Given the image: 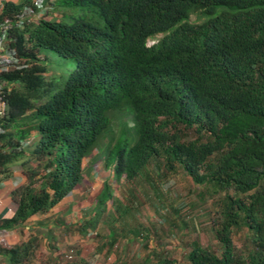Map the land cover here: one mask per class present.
<instances>
[{"label": "trees", "instance_id": "1", "mask_svg": "<svg viewBox=\"0 0 264 264\" xmlns=\"http://www.w3.org/2000/svg\"><path fill=\"white\" fill-rule=\"evenodd\" d=\"M46 3L59 18L13 30L11 47L29 67L2 76L15 85L0 120V184L10 179V166L19 163L20 170V183L8 193L13 210L0 214L4 263L22 264L34 243L5 246L8 231L49 212L75 189L109 114L126 108L131 133L105 159L112 160L116 182L160 162L211 195L222 194L216 250L191 242L186 263L264 264V0ZM21 8L4 2L0 22L14 20ZM193 12L204 20L186 21ZM41 50L71 60L72 70L45 77ZM109 199L103 182L81 234L97 227ZM241 228L247 246L235 251L231 235ZM116 236L109 228V247Z\"/></svg>", "mask_w": 264, "mask_h": 264}, {"label": "rangeland", "instance_id": "2", "mask_svg": "<svg viewBox=\"0 0 264 264\" xmlns=\"http://www.w3.org/2000/svg\"><path fill=\"white\" fill-rule=\"evenodd\" d=\"M49 14L48 21L59 18L57 12ZM202 20L198 12H193L186 21L197 24ZM153 40H147L145 45H151ZM39 54L47 59L49 71L45 77H65L72 70L73 62L69 59H60L44 50ZM108 119L104 136L82 161L81 179L67 196L68 204L60 203L40 218L33 215L9 230L5 246L34 238L32 253L22 264H187L185 254L191 242L216 250L214 228L222 194L211 195L181 170L167 172L160 162H151L146 174L116 182L111 175L112 160L105 159L116 141L125 137L124 132L131 133V114L124 108L111 112ZM193 137L189 132L187 139ZM18 164L10 166L8 179L10 184L16 180L15 186L20 183ZM103 182L108 185L111 199L106 202L97 227L81 234L82 221L89 216ZM6 191L0 190V212L5 209L9 216L14 206L9 200L3 203ZM124 208L128 209L125 215ZM109 228L118 234L111 247L106 238ZM247 237L243 228L232 233L235 251L246 248ZM0 264H5L1 257Z\"/></svg>", "mask_w": 264, "mask_h": 264}, {"label": "built area", "instance_id": "3", "mask_svg": "<svg viewBox=\"0 0 264 264\" xmlns=\"http://www.w3.org/2000/svg\"><path fill=\"white\" fill-rule=\"evenodd\" d=\"M0 0V9L4 2H12L14 5H22L20 12L14 20L0 22V120L5 117L7 111L6 95L15 85L14 82L3 79L2 76L20 71L29 67L27 62L17 57L11 44L14 42L13 30L23 28L25 22L46 20L49 14L46 0ZM3 132L0 126V134ZM29 141H24L22 146L28 145ZM16 181L13 182L15 186Z\"/></svg>", "mask_w": 264, "mask_h": 264}, {"label": "crops", "instance_id": "4", "mask_svg": "<svg viewBox=\"0 0 264 264\" xmlns=\"http://www.w3.org/2000/svg\"><path fill=\"white\" fill-rule=\"evenodd\" d=\"M34 138H35V137H34ZM17 180H19V179H17ZM11 181H12V180H11ZM15 181H16V180H15ZM10 183H11L10 180L7 179V180H4V181L0 184V190H1V189H7V191H6V197H4L5 199L3 200V203H4V202L6 203V201L8 200V193H9V191L11 190V189H10V186L13 185V184H10ZM72 192H73V191H72ZM72 192H71L69 195H71ZM69 195H68V196H69ZM69 200H70L69 198L65 197V198L62 199V200H61L56 206H58L60 203H67V204H68V201H69ZM5 203H4V204H5ZM56 206H55V207H56ZM53 208H54V207H53ZM53 208H52V209H53ZM52 209H51V210H52ZM3 210H4V209H3ZM3 210H2V211H3ZM51 210H50V211H51ZM2 211H1V212H2ZM1 212H0V214H1ZM47 213H48V212H47ZM45 214H46V213H45ZM41 215H42V214H36V215H34V218H35V219L40 218Z\"/></svg>", "mask_w": 264, "mask_h": 264}]
</instances>
